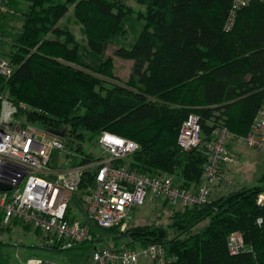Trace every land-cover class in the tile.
Masks as SVG:
<instances>
[{"label":"trees","instance_id":"trees-1","mask_svg":"<svg viewBox=\"0 0 264 264\" xmlns=\"http://www.w3.org/2000/svg\"><path fill=\"white\" fill-rule=\"evenodd\" d=\"M135 1L142 8L135 10L126 0H26L16 38L8 50L0 47L15 67L8 79L0 78V89H5L0 92L16 104L29 105L31 110H20L19 116L63 135L70 151L85 155L82 162L92 157L83 143L94 145L108 131L138 144L123 160L131 169L167 173L182 187H196L206 156L202 148L179 147V128L194 113L203 141L216 125L234 137L247 133L264 105V0H250L238 9L228 30L231 0ZM69 3L81 24L82 41L60 24ZM10 5L19 11L16 0ZM13 15L4 17L0 29ZM129 31L128 46L119 43ZM114 45L116 57L133 60L126 78L115 76L113 57L106 54ZM93 176L89 170L81 176L74 193L80 206ZM260 193L264 173L254 186L223 179L205 203L174 212V236L152 224L130 227L123 236L142 244L163 243L173 264H264ZM204 219L207 225L191 232ZM10 228L0 226V231ZM232 233L240 234L245 250L229 251ZM92 241L49 250L63 264H83ZM8 245L0 239V264H11Z\"/></svg>","mask_w":264,"mask_h":264},{"label":"built area","instance_id":"built-area-1","mask_svg":"<svg viewBox=\"0 0 264 264\" xmlns=\"http://www.w3.org/2000/svg\"><path fill=\"white\" fill-rule=\"evenodd\" d=\"M249 1L231 0L225 29L233 26L237 10ZM10 4L11 0H0V22L14 14ZM14 69L0 50V78L8 79ZM20 110L26 113L31 107L22 102L16 104L5 92H0V182L10 186L0 190V226L21 222L38 230L49 245L58 249L94 240L97 230L122 227L130 213L146 200H162L180 209L205 203L224 179L223 166L235 162L231 144L241 143L264 151V105L245 135L234 137L226 127L216 125L207 141L201 137L199 116L191 113L179 128L177 144L184 151L202 148L206 160L202 182L186 188L175 183L167 173L147 174L131 169L123 161L138 149V144L131 139L103 131L94 141L100 152H88L92 157L82 162L85 155L70 151L63 135L28 122L25 114L19 116ZM54 151L64 152L67 167L49 166ZM87 170L94 173L93 182L82 194L81 206L77 204L73 208L71 197ZM257 202L264 203V193L258 195ZM125 240L116 247L94 246L83 264L174 262L163 243ZM227 247L231 253H237L245 250L246 244L239 233H232ZM27 264L41 262L29 259Z\"/></svg>","mask_w":264,"mask_h":264},{"label":"rangeland","instance_id":"rangeland-1","mask_svg":"<svg viewBox=\"0 0 264 264\" xmlns=\"http://www.w3.org/2000/svg\"><path fill=\"white\" fill-rule=\"evenodd\" d=\"M16 1L18 2L19 11H14L13 17L5 21L4 26L0 29V40L2 41L0 47L7 50L10 42L16 38L19 32L24 18L23 11L27 8L26 0ZM126 4L135 10L142 8L135 0H126ZM72 11L73 5L69 3V11L60 21V24L67 25L75 34L76 39L82 41L84 36L81 33V24L75 22ZM130 36L131 31L127 32L119 43L128 46ZM116 47L117 45L110 47L106 54L113 57V72L115 76L126 78L130 72L133 60L116 57L113 53V49ZM231 149L236 163L232 162L229 164L230 167L226 175L245 186L257 185L261 174L264 173V151H258L236 142L233 143ZM83 151L85 153L98 154L100 149L90 142H84ZM49 166L54 168L67 167L68 159L64 152L54 151L49 160ZM78 196L74 197L73 195L71 197L70 204L73 208L77 206ZM177 210H180V208L170 206L162 200H146L143 205L137 206L130 213L129 218L122 227L114 228L112 231L107 232L97 230V237L92 241L93 247L97 245L115 247L123 245L126 242V238L123 235L126 234L128 228L149 224L164 228L168 236L172 237L177 233V230L171 226L172 216ZM207 222L208 219H204L195 224L191 232L202 230L207 225ZM10 226L9 230L0 231V239L9 244L6 250L11 257V264H27L29 259L40 260L41 264H63L62 257L56 252L49 250V247L55 249L56 247L49 245L33 227L28 226V228H25L15 224Z\"/></svg>","mask_w":264,"mask_h":264},{"label":"crops","instance_id":"crops-1","mask_svg":"<svg viewBox=\"0 0 264 264\" xmlns=\"http://www.w3.org/2000/svg\"><path fill=\"white\" fill-rule=\"evenodd\" d=\"M232 145L233 144H231V148H232ZM232 150V149H231ZM236 163V162H235ZM229 164H231V163H227V164H225L224 166H223V174H222V177L224 178V179H226V180H228V181H231V182H234V183H237V184H240V185H244V184H241L240 182H238V181H236V180H234V179H232L231 177H229L228 175H226V172L229 170ZM202 180H203V177H202ZM202 182V181H201Z\"/></svg>","mask_w":264,"mask_h":264},{"label":"water","instance_id":"water-1","mask_svg":"<svg viewBox=\"0 0 264 264\" xmlns=\"http://www.w3.org/2000/svg\"><path fill=\"white\" fill-rule=\"evenodd\" d=\"M10 186L9 185H6V184H3L0 182V190H5V189H9Z\"/></svg>","mask_w":264,"mask_h":264}]
</instances>
